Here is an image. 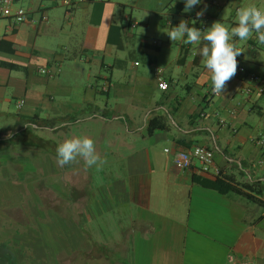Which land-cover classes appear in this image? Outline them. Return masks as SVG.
Returning a JSON list of instances; mask_svg holds the SVG:
<instances>
[{"label": "crops", "instance_id": "0c3cea01", "mask_svg": "<svg viewBox=\"0 0 264 264\" xmlns=\"http://www.w3.org/2000/svg\"><path fill=\"white\" fill-rule=\"evenodd\" d=\"M178 2L184 3L170 0L154 12L165 16L168 24L172 18L168 8ZM229 2L202 0L173 18L196 28L197 22H204L208 29L209 20L235 27V21L218 18L219 9L208 10L210 5L225 7ZM205 5L204 15L197 17ZM20 7L27 9L29 18L13 27L0 10V41L11 42L15 49L0 43V117L7 119L1 137L9 139L22 131L23 119L34 115L40 120L56 118V130H67L71 137L77 136L73 127L84 122H118L128 136L120 146L129 154L127 174L108 183V194L101 195L102 208L97 199L94 208V198H86L83 214L56 212V259L47 252L52 246L43 245L44 254L32 255L27 264H241L243 260L264 264V205L255 201L264 202V45L256 34L243 47L236 39L237 47L245 50L237 57V74L224 95L213 96L198 54L200 46L176 40L178 52L169 62L174 66L167 68L169 57L164 59L167 51L162 47L168 48L170 40L157 46L156 40L152 43L144 35L133 51L152 68L163 63L159 75L150 77L136 71L137 59L129 62L117 53L128 49V34L139 26L133 16L139 8L136 2L18 0L14 10ZM184 51L186 59L180 63ZM114 54L115 63H108L107 57ZM79 60L100 64L111 74L80 77ZM115 66L123 76H115ZM130 66L135 69L131 73ZM241 66L261 81L240 74ZM45 68L48 74L40 71ZM13 102L20 108L17 113L10 109ZM154 118L162 119L167 128L149 134ZM91 130L88 126L84 136L94 141ZM57 136L56 147L61 142ZM102 144L103 139L96 140L99 154L104 152ZM196 145L214 151L219 175L175 165L178 151ZM203 178L224 179L252 198L221 193L197 181ZM100 218L113 228L109 237L102 222L93 225ZM230 255H235L234 262Z\"/></svg>", "mask_w": 264, "mask_h": 264}, {"label": "rangeland", "instance_id": "374dc122", "mask_svg": "<svg viewBox=\"0 0 264 264\" xmlns=\"http://www.w3.org/2000/svg\"><path fill=\"white\" fill-rule=\"evenodd\" d=\"M131 1L138 3L139 8L134 10L133 16L140 23L138 28H134L128 34V49L124 52L118 50L117 53L124 54L129 62H134L137 59L140 66L136 71L139 74L147 73L146 75L149 77L152 74L159 75L163 63L159 62L157 64L159 68H152L149 63L142 59L141 53L133 50L139 48L144 35L152 43L155 40L159 41L160 44L163 41L170 40L166 34V31L170 30V27L166 24V17L154 12L155 10L160 11L164 3L167 4L170 0ZM263 3V0H230L225 7L210 5L208 10L216 13L219 9V19H230L237 23L236 13L238 7L254 4L264 9ZM146 22H149V24H146ZM213 22L214 20H209V26ZM224 25L228 28L233 26L232 23H225ZM246 42L241 41V47L246 45ZM168 43L169 47L166 48L164 45L162 49L164 52L167 51L163 54L166 56L164 59L167 60L169 57L168 63H164V65L170 68L174 64L169 62L175 57L178 50L175 41L170 40ZM151 48L156 50V47L151 46ZM116 56L117 54L107 57V62L114 64ZM78 63L77 65L82 69L79 74L80 77L100 73L103 75L111 74L109 69L101 68L100 64L91 65L80 60ZM120 69V67H116L114 70L115 76H123ZM132 70L135 69H131L130 66V73ZM10 109L14 113L20 110L15 102L12 103ZM4 123H7L6 117L3 119L0 117V130L1 127L3 128ZM88 126L92 127L91 132L94 134L95 144L97 139H103L101 146L104 152L100 156L106 159L107 163L100 168L95 166L88 168L80 158L77 162L64 167L58 166L56 163L57 147L53 143L44 145L47 148L25 147L23 144L21 146L13 143L0 153V246L2 243L7 244L6 250L9 248L14 252L21 264H27L32 255L35 256L36 254L41 257L46 250L42 249L43 245L52 246L47 252L51 251V255L56 259V212L83 214L86 208V198H94L92 202L94 208L97 203L101 204L102 208L101 195L102 193L104 195L105 193L108 194V190L105 189L108 183L114 182V179L120 175L127 174L125 167L128 160L126 157L129 154L125 152V148L120 146L123 138L128 137L126 130L121 128L118 122L105 124L101 121L84 122L80 124V127L74 126L72 130L76 132L77 136H84ZM35 132L40 137L55 142L56 133L57 138H61V142L66 138H71L69 131L65 130L63 133L59 132V129L56 130V121L51 126L40 123ZM112 142L115 145L109 146L108 144ZM2 146L4 148L6 145L2 144ZM87 180H90V184L87 183ZM114 203L115 201L112 202V204ZM106 211L104 210V212ZM77 219L83 220V217L78 216ZM93 221V225L102 222L100 226L104 235L106 237L111 235L110 231L113 228L107 222L104 223L102 218Z\"/></svg>", "mask_w": 264, "mask_h": 264}, {"label": "clouds", "instance_id": "9594fccd", "mask_svg": "<svg viewBox=\"0 0 264 264\" xmlns=\"http://www.w3.org/2000/svg\"><path fill=\"white\" fill-rule=\"evenodd\" d=\"M184 12H189L202 0H183ZM207 5L197 12V17L204 15ZM193 24L195 21L192 22ZM256 34L259 44L264 45V9L254 4L237 9V25L228 28L222 22L215 21L206 30L189 26V22L181 20L175 27H171L166 34L172 42L183 40L184 43L200 46L198 54L203 58L204 66L212 82V92L224 95L230 82L238 71V60L245 50L237 47L236 39L249 41ZM235 38V39H234ZM202 45V46H201ZM11 136V133H9ZM168 149H165L167 152ZM84 161L86 167H102L107 163L96 151L95 142L87 136L66 138L56 148V163L60 167Z\"/></svg>", "mask_w": 264, "mask_h": 264}, {"label": "trees", "instance_id": "16d2710c", "mask_svg": "<svg viewBox=\"0 0 264 264\" xmlns=\"http://www.w3.org/2000/svg\"><path fill=\"white\" fill-rule=\"evenodd\" d=\"M168 11L170 15L172 16V18L170 19L175 22L176 20L173 17L176 14H180L184 12V3L178 2V3L172 4L168 8ZM167 25L170 28L173 27L169 24ZM0 43L2 46H4L5 43H8L10 46V50L12 52L15 51L13 44L11 42L1 40ZM185 59H186V53L184 51L181 54L179 62L184 63ZM55 121H56V118L40 120L37 115L25 117L23 119V124L25 128L22 131L17 132L9 139H3L0 135V147L2 144L6 145L4 148L3 146L0 148V153H2L3 150H6L8 147H10V145L13 143L15 145L24 144L27 146H34V147L37 146V147H43V148H47L44 145H49L52 143L56 145V142L54 140L42 138L39 135H37L35 132V130L37 129L35 125L39 127L40 123H44L47 126H51L54 124ZM160 128L166 129L167 124L162 119H158V118L152 119L149 124V134H153L156 129H160ZM197 181H199L200 183L204 184L207 187L216 189L220 191L221 193L237 192V193L247 196L248 198L250 197L252 198L250 194H248L247 192H244L241 188H238L234 184L227 182L226 180L221 179V178H217L216 180H209V179L203 178V179H197ZM245 187H249V189L251 188V186H245ZM255 201L259 202L261 205H264V202L262 200H255ZM6 248H7V244L2 243L0 246V264H18V260L14 252H12L9 248L6 250Z\"/></svg>", "mask_w": 264, "mask_h": 264}, {"label": "built area", "instance_id": "2783aa9c", "mask_svg": "<svg viewBox=\"0 0 264 264\" xmlns=\"http://www.w3.org/2000/svg\"><path fill=\"white\" fill-rule=\"evenodd\" d=\"M17 2L18 0H0L1 14L4 17L10 18L12 20L11 27H13L16 24L26 22L29 18V14L26 8L20 7L17 10H14V5ZM168 24L173 27L178 25L176 21L174 22L171 19L169 20ZM197 28L202 31L206 30V24L205 23L200 24L197 22ZM154 44L160 45V42L155 41ZM40 71L42 73H47V74L49 72V70L46 68ZM239 73L246 75V77L251 81L254 82L261 81V77L259 75L248 73L247 69L244 66H241L239 68ZM210 93L213 96H215V94H213L212 92V86L210 89ZM23 103H24L23 101L19 102L20 107L23 105ZM221 123L225 124V120L221 119ZM261 143L264 144V140H261ZM174 162L175 165L181 170L195 169L204 174H211V173H214L216 175L220 174V169L215 165L214 151L211 148H208L204 145H196L191 149L178 151L175 155ZM235 259H236L235 255H230L231 262H234ZM241 264H255V263L253 260H243Z\"/></svg>", "mask_w": 264, "mask_h": 264}]
</instances>
